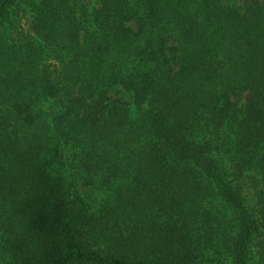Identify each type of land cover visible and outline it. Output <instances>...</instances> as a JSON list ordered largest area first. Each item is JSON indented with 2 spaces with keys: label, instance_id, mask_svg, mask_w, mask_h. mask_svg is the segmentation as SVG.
<instances>
[{
  "label": "trees",
  "instance_id": "obj_1",
  "mask_svg": "<svg viewBox=\"0 0 264 264\" xmlns=\"http://www.w3.org/2000/svg\"><path fill=\"white\" fill-rule=\"evenodd\" d=\"M0 264H264V0H0Z\"/></svg>",
  "mask_w": 264,
  "mask_h": 264
}]
</instances>
